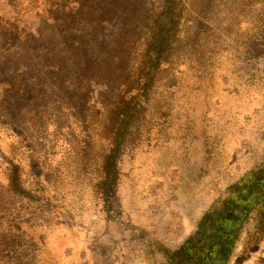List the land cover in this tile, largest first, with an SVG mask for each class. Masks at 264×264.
<instances>
[{"label":"rangeland","instance_id":"1","mask_svg":"<svg viewBox=\"0 0 264 264\" xmlns=\"http://www.w3.org/2000/svg\"><path fill=\"white\" fill-rule=\"evenodd\" d=\"M139 1L0 0V264H160L143 238L181 246L264 158V0H187L116 185H100ZM245 237L230 264H264Z\"/></svg>","mask_w":264,"mask_h":264},{"label":"trees","instance_id":"2","mask_svg":"<svg viewBox=\"0 0 264 264\" xmlns=\"http://www.w3.org/2000/svg\"><path fill=\"white\" fill-rule=\"evenodd\" d=\"M186 3L187 0L138 3L143 20L142 41L117 91L116 103L108 112L105 135L112 147L103 161L102 186L116 185L120 149L141 115L158 75L174 53ZM107 201L112 206L114 196L107 194ZM243 232L246 233L243 254L264 240V158L215 198L199 218L196 230L181 246L168 247L147 234L143 247L149 259L159 256L160 264H230Z\"/></svg>","mask_w":264,"mask_h":264}]
</instances>
